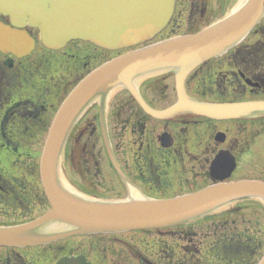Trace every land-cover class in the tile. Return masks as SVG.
<instances>
[{"label":"water","instance_id":"obj_1","mask_svg":"<svg viewBox=\"0 0 264 264\" xmlns=\"http://www.w3.org/2000/svg\"><path fill=\"white\" fill-rule=\"evenodd\" d=\"M174 4L175 0H43L41 10L33 18L41 28V42L48 46L56 48L70 39H89L104 48L117 50L141 44L159 33L168 23ZM235 4L233 10L200 31L121 54L89 72L73 87L54 116L40 158V179L50 209L29 222L0 226V246L23 248L74 235L158 229L195 220L231 202L249 198L264 202V182L225 181L236 168V159L229 150H219L210 163L213 184L169 199L91 200L70 193L58 179V161L68 133L80 114L98 97L102 100L101 131L106 151L115 170L125 179L111 148L102 109L103 101L117 86L125 88L146 114L157 119L180 113L213 120L248 119L264 114V100L204 102L190 97L185 88V80L194 68L238 44L263 17L264 0H235L232 5ZM90 9L100 13L112 10L115 16L122 12L115 21L120 27L99 33L53 23L60 12L78 15ZM15 26L0 24V48L22 56L31 51L34 41L20 29L21 24ZM159 70H171L175 74L177 99L163 110L151 108L134 83L144 74ZM246 82L258 86L249 80ZM214 139L223 143L225 134L218 132ZM161 142L163 146H170L171 138L163 134ZM56 264L90 263L84 257H62ZM257 264H264V255Z\"/></svg>","mask_w":264,"mask_h":264},{"label":"rangeland","instance_id":"obj_2","mask_svg":"<svg viewBox=\"0 0 264 264\" xmlns=\"http://www.w3.org/2000/svg\"><path fill=\"white\" fill-rule=\"evenodd\" d=\"M43 0H0V4L6 10L11 12L12 19L20 24L27 17L28 21H33V18L30 16L32 12H39L41 10V2ZM234 0H176L174 13L172 19L168 26L161 32V34L156 35L152 40L147 42V44L152 42H157L159 40L166 39L179 34H185L189 30H195L203 28L212 22L220 19L229 9L231 3ZM122 13V12H121ZM116 13L114 15L111 10L108 12H98L94 9H90L87 13L71 14L68 12L58 13L55 19L53 20L54 25L63 26L68 25L70 27H82L87 29H93L99 33H109L115 31L120 27L116 23V18L121 14ZM36 14V13H35ZM124 23V22H123ZM122 23V24H123ZM29 27V26H28ZM264 27V18L261 22L255 27L251 33L244 39L242 44L244 45H264V35L261 33V28ZM33 38L36 39V47L32 55L22 62L23 65H27L31 61L37 60L43 55V51L40 46H38V38L36 29H29ZM78 49V50H77ZM127 49L110 51L106 49H93L90 46L84 44H78L76 47L71 46L65 49V52L56 54L55 58L53 56L52 60V70L49 75H47L46 81L50 87H54V91L58 93L50 99L53 106L58 105L59 100L67 93V91L73 86V84L88 73L91 69L99 66L105 61L113 58L114 56L122 53ZM68 51L69 53H67ZM73 54V55H71ZM77 54V55H76ZM263 55L261 58H254L253 63L250 65L251 68H256L261 70L264 73V52H261ZM76 55V58H69V56ZM219 60L214 61L213 64L216 66L222 64L228 58V54H224ZM67 59V62L62 60ZM211 62V61H209ZM212 64V62H211ZM86 65L87 68L84 67ZM76 68V69H75ZM206 67L204 69H197L193 71L186 80V89L190 95L196 97H201V93H204L206 97H232L235 96L234 89L231 84L233 80V75L231 74L230 67H221L220 70L224 69L222 73L218 75L220 80L219 91L215 89V83H213V88H209L204 83L206 77L204 76L206 72ZM206 69V70H205ZM75 70V71H74ZM205 70V71H204ZM219 70V69H218ZM76 71L75 74L72 76ZM73 74L71 75V73ZM63 78V80H61ZM229 78V79H228ZM76 79V81H75ZM38 81V80H35ZM40 81V80H39ZM34 80L32 81V83ZM38 83V82H37ZM138 87L141 93L148 100H151L155 107L157 108H166L171 105L176 100V92L174 87V72L173 71H157L150 74H146L139 80H137ZM58 86H61L58 88ZM66 88V89H65ZM28 89V88H27ZM26 89V90H27ZM65 90V91H64ZM241 88L238 87L240 92ZM16 90H14V93ZM244 96L249 97L252 93L248 92ZM95 110L98 106L101 105V98H97L94 102ZM118 105V112L115 115L116 117L110 118L108 124V132L111 140V144L115 155L119 163L127 166L131 160L132 155H135V152H132V140L129 132L128 123L125 122L127 115L136 114L139 110V107L129 95V93L122 88V86L115 87L107 97L105 102L103 101V112L106 114L107 111H111L112 106ZM101 109V108H100ZM137 111V112H136ZM114 116V115H113ZM131 116V115H130ZM83 120V119H81ZM254 122L242 121L240 123H203L196 131H192L189 135V150L193 152L190 159L187 160L185 167L181 172L168 174V176L173 175V181L177 179L178 173L185 179L196 176V185L200 186L203 184L211 183V180L207 177L209 171V164L214 155L220 149L228 148V144L223 143L219 144L214 141V135L217 131L223 130L226 131L230 128L233 130L230 139H238L239 143L247 142L255 136H257L254 142L251 144L250 148L243 153L240 158H238V165L234 171L232 178L230 180L236 179H262L264 180V116H256L255 119H252ZM202 121V119H198ZM82 121H79V123ZM250 122V123H249ZM158 128V126H157ZM72 133H76L78 136L75 140V144L67 142L63 152L61 153V158L59 161V174L62 184L68 186L74 193L85 197H93L98 199L106 200H116V199H126L131 196V191H136V189L129 184L128 189L125 187V183L120 179L117 173L112 168L110 161L108 159L106 149L103 143L101 136V131H81L76 130ZM7 135V134H6ZM41 143L35 146L27 145V143L22 142L16 146L15 155L6 156L5 158L1 155V165L2 169L7 172H15L16 176L21 179L20 182L23 184L24 177L26 174H29V170L26 167L28 160L25 157V154L32 151L35 152L38 156L41 153L43 142L46 138V132L39 134ZM38 136V137H39ZM184 136V135H183ZM188 138V137H187ZM187 140V139H186ZM67 147L70 148L69 153L67 152ZM6 149V148H5ZM85 152V160L89 165H86L90 168L92 174L96 176L89 177L86 176L88 182L84 181L75 171L73 163L71 161V155H79L81 150ZM5 152H9L5 150ZM33 152V153H34ZM0 153H2L0 151ZM3 154V153H2ZM6 154V153H5ZM37 156V158H39ZM14 157L23 158L22 163H18V166L13 162ZM25 157V158H24ZM188 159V158H187ZM84 160V159H83ZM82 160V161H83ZM193 161L194 170L190 171V163ZM84 162V161H83ZM169 161L166 159L164 165L166 166ZM37 165L34 164V173L32 175L30 182H34L37 185L39 198L38 201L41 202L42 206L44 204L45 197L40 185L39 176L36 172ZM63 169L69 175L72 187L68 184L65 177L62 174ZM166 170L165 172H167ZM194 171V172H193ZM177 172V173H176ZM170 179V181L172 180ZM194 181V180H193ZM93 184V187L91 186ZM186 185H189V180ZM148 186L146 185L145 188ZM179 192H188L186 188H183ZM42 193V194H41ZM136 193H139L136 191ZM171 195V192L164 190L161 193V197H168ZM140 195L139 197H143ZM40 205H35L33 214L36 216L39 210H42ZM236 209L239 211L238 214H234L228 218L227 221L220 222L219 220H213L212 216L219 214L221 210L224 212ZM13 211L10 210V216L0 215V225L11 224L10 222L13 219L17 220L18 215L13 216ZM219 221V222H218ZM216 222V223H215ZM215 224L218 226L226 225L223 229V233L215 234ZM179 227V226H178ZM171 230L166 232H156L155 230L148 231H128L120 233H108L101 235H92L91 237L76 236L71 237L70 245L72 243L71 251H82L86 252L89 255V258L94 262V264H106L101 261L105 259L109 263H112V259L118 253L117 258H121L123 262H133L134 258L130 255V259L124 258L127 255H122L119 252L128 254L132 249L133 251H139L142 253L143 250L148 249V256L150 257L152 264H174L176 261L179 264H227L223 261V258L220 254L217 256H212L211 252L215 251L210 245H214L215 248L220 247L218 244L219 237L221 235L229 236V242H227L228 247H237L242 248L243 246L250 247L249 253H242L240 250L237 252L236 248H233L229 251L235 252L231 253V256H235L236 262L230 264H255V262L260 258L264 253V202H260L255 199H245L241 201H236L232 204H227L220 207L215 212L205 215L201 218H198L190 223L184 224L182 227L177 228L178 230L189 229L193 231V234L180 238V235H169L172 234L175 230L173 227H169ZM219 231L220 228H219ZM196 234V235H195ZM175 236V237H174ZM177 236V237H176ZM90 239V240H89ZM98 241L100 244L108 246L106 249L103 248V252L99 253V257L95 256V253L89 252V243L92 241ZM113 246V250H110V246ZM224 247V246H223ZM130 248V249H129ZM131 253V252H130ZM129 255V254H128ZM147 255V254H146ZM146 256V257H148ZM148 257V258H149ZM104 258V259H103ZM149 259V260H150ZM116 260V259H115ZM42 261V262H41ZM41 264L44 263V260L39 261Z\"/></svg>","mask_w":264,"mask_h":264},{"label":"flooded vegetation","instance_id":"obj_3","mask_svg":"<svg viewBox=\"0 0 264 264\" xmlns=\"http://www.w3.org/2000/svg\"><path fill=\"white\" fill-rule=\"evenodd\" d=\"M11 21V12L7 11L0 4V23L11 25ZM24 28L29 33L30 31L28 28L36 29L37 34H39L40 31L39 28L33 27L28 23ZM79 43L90 46L93 49H101L96 43L81 39L70 40L62 49H54L39 43L38 46H40L43 51V55L27 65H23L22 62L24 59L30 57L33 52L28 56L19 58L10 53H3L0 50V151L3 153H0V159L1 155L4 158L8 156V154L10 156H12V154L15 155L16 146L22 144V142L27 143V145L30 146H35V148L38 144L40 146L41 136H39V134L48 130L55 111L61 101L59 100L56 107H54L50 101L55 93H58V91H54V89H57V86L56 88L53 86L50 87L46 81L47 75H49L52 70V60L55 58L56 54L61 53L62 51L65 52V49L71 46L76 47ZM36 46L37 45H35V47ZM245 51H249L248 54L245 53ZM260 51H263V49H260L259 44H242L228 51L226 54L229 56L222 64L217 66L213 64V62L219 60V58L212 60V64L211 62H208L201 67L203 70L204 67L207 66L204 76L206 77L208 87L213 88V83H215V89L218 88V75L224 71V69L220 70V68L224 66L230 67V70L232 69L231 74L234 77L233 80L230 81L232 84L241 85L245 89L246 87H249L244 83V80L247 78L260 82V79L257 78L256 75L252 76L250 73H247L248 71L246 72L240 63L242 62V60H240L242 58L243 61L246 62V67L251 70L255 69L254 71H256L257 69L251 68L250 65L254 62V56L261 58ZM66 52L69 53L68 51ZM71 55L69 58L75 59L77 54L74 56ZM237 57L239 59L238 61H236ZM62 61L67 62L68 60L65 59ZM84 67L87 68L86 65H84ZM77 72L78 71L74 74L72 72L71 75H77ZM259 77L264 79V75H259ZM33 80L34 82L32 83ZM61 80H63V78ZM59 87L61 86H58V88ZM252 89H255L252 91L253 93H262L260 88L249 87V90ZM14 90H16L15 93ZM200 95H202V93ZM217 99L221 100V97L217 96ZM148 102L151 106L155 107L151 100H148ZM118 110V107L115 108L112 106L111 111H107V125L110 122V118L116 117L115 115ZM100 114V106L95 110V105H92L80 116V119L74 124L72 130L96 131L101 129ZM198 119H202V121H198ZM125 120L129 126L128 133H130L131 136L132 145L134 147L132 148V152H135V155H132L127 166L122 163L119 164L124 171L129 184L139 192L138 194L155 197H161V193H163L164 190L171 192V195L168 197H172L178 194H183L182 192H179L183 188H186L188 192L196 189V176H194L193 179L192 177L185 179L178 173V178L175 179V182L172 179L173 175L168 176L170 172L174 174L175 170L181 172L183 168H186V162L193 154L188 148L190 133L196 131L198 127L206 122L214 124L233 123V121L208 120L192 114H179L166 120H155L144 114L141 110H138L136 114H131L130 112ZM79 121H82V123H79ZM219 131L225 134L224 143L228 144L226 150H229L236 157L238 162V157L242 152L238 147V139H230L229 135H231L230 132L232 133L233 130L230 128L227 132L223 130ZM163 133H167L172 140L171 145L168 147L162 145L161 138ZM5 150L9 152H5ZM33 152L34 151L25 154V157H27L26 159L28 160L25 168H28L29 174H26V177H24L23 184L20 182L23 177L19 179L15 172L4 171L0 162V215L2 214L3 216L11 217L12 214L10 215V210L13 211V216L15 214L18 215L17 220L13 219V221L10 222L11 224H5L2 226L14 225L31 220L49 208L46 200L43 201L46 206H42L41 202L38 201L39 192L37 185L34 184V182L29 181L34 173V164L37 165L36 172L38 173V155L35 154L36 150L34 153ZM22 159L23 158L16 159V157H14V160L12 161L18 166V163H22ZM166 159L169 162L165 166L164 161ZM193 164V161H191L190 171H195ZM86 165L89 164L86 162L85 156H82L80 158V167L84 173H89L91 170ZM166 170L168 171L165 172ZM93 176H96L94 172ZM170 179L172 180L170 181ZM188 180L189 185L187 186L186 183ZM129 184L125 183L127 189ZM146 185L148 186L147 188H145ZM91 186L93 187V184ZM35 205H40L42 208V210L38 211L36 216L33 214ZM167 230L171 229H161V232H166ZM159 231L160 230H157L156 232ZM177 231L180 230H175L172 234L169 233V235H173L174 233H177ZM180 236L187 235L181 234ZM84 237H91L90 239H92L93 236L89 235ZM70 240V238H67L47 245L27 248L0 247V264H41L39 262L40 260H44V263L42 264H56V262L62 257H75L79 255L84 256L87 261L94 264L91 258H89L88 253L71 251L72 243L70 245ZM113 246L114 245L110 246V250H113ZM89 247V252H94L95 256L98 258L99 253L103 252V248L106 249L108 246L103 245V243L100 244L98 241L94 240L92 243H89ZM149 251L148 249L147 251L143 250L142 253L139 251H130L131 253L128 252L129 255L127 253L124 254L123 252H119L122 255H127V257L124 256V258L128 259H130V255H132L134 258L131 257L133 262L130 263L121 261L120 259H122V257L117 258L119 256L118 253H115L117 255L111 260L112 263L105 261L104 258L101 262H106V264H152V261L148 256ZM174 264L179 263L176 261Z\"/></svg>","mask_w":264,"mask_h":264},{"label":"trees","instance_id":"obj_4","mask_svg":"<svg viewBox=\"0 0 264 264\" xmlns=\"http://www.w3.org/2000/svg\"><path fill=\"white\" fill-rule=\"evenodd\" d=\"M198 29H195V30H189V32H195V31H197ZM239 59H238V57L236 58V61H238ZM240 60H242V62H240L241 63V65L243 66V69L247 72V73H250L252 76H255L256 75V77L257 78H259L260 79V85H261V87H262V90H263V93H264V79H262V78H260L259 77V75H257V72L256 71H254V70H251L250 68H248V67H246V62H244L243 61V59L241 58ZM219 85H220V83H218ZM235 88H237V86L235 87ZM236 93L238 94V93H240L239 91H236ZM239 96H240V94H238L236 97H234V98H232V100H239L238 98H239ZM233 97V96H232ZM240 98H241V96H240ZM224 100H227V99H224ZM231 100V99H230ZM248 146H249V142H242V143H238V147H239V150L243 153V152H245L246 150H247V148H248ZM238 212L239 211H237V212H233V213H226V214H224L223 216H221L220 218H217V219H221L223 222H225L226 220L225 219H227V218H229L230 216H232V215H234V214H238ZM216 219V217H214V219L213 220H215ZM232 248V247H231ZM236 248V250H237V252L240 250V248H237V247H235ZM243 248V250L244 251H246V253H249V252H251L249 249H250V247H248L247 248V246H243L242 247Z\"/></svg>","mask_w":264,"mask_h":264},{"label":"bare ground","instance_id":"obj_5","mask_svg":"<svg viewBox=\"0 0 264 264\" xmlns=\"http://www.w3.org/2000/svg\"><path fill=\"white\" fill-rule=\"evenodd\" d=\"M131 194H132V195H134V196L136 195V194H135V191H134V192H133V191H131Z\"/></svg>","mask_w":264,"mask_h":264}]
</instances>
